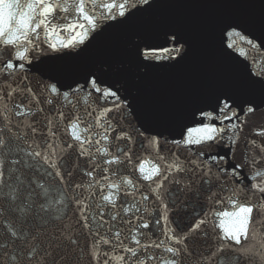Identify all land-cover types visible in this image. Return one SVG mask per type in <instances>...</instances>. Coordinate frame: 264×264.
Instances as JSON below:
<instances>
[{
	"label": "snow or ice",
	"instance_id": "obj_1",
	"mask_svg": "<svg viewBox=\"0 0 264 264\" xmlns=\"http://www.w3.org/2000/svg\"><path fill=\"white\" fill-rule=\"evenodd\" d=\"M154 7L153 0L101 4L96 0H88L87 4L86 0H0V100L16 98L11 109L6 106L7 100L0 105V264H84L86 256L87 264H100L92 247L110 243L100 230L112 223V237L123 244L121 228L133 221L138 223L131 241L136 246L143 243V248L137 251L130 246L122 250L132 257L128 264H210V260L217 264H254L256 256L264 260V253L243 246L253 214L256 220L264 219V203L247 198L253 189L264 194V140L259 146L255 139L251 145L246 143L241 162L227 167L238 122L242 115L255 110L251 102L238 100L236 85L227 82L213 88L184 104L178 115L172 109L167 118L179 128V135L169 138L163 133L153 134L129 119L132 110L127 109L128 97L120 101L121 89L116 88V84L123 88L121 80L108 83L104 79L105 75H114L111 65L99 74L87 71L82 83L73 80L65 86L63 69L56 65L62 57H52L47 51L80 49L97 29L127 25ZM245 23L220 21V41L226 57L229 49L245 56L242 45L264 52V37L246 35ZM259 23L264 27V16ZM57 30L67 38L59 43L45 39L42 43L47 48H42L41 34L48 37ZM162 36L157 46L144 42L134 46L137 70L178 68L192 56L193 44L181 30L168 28ZM45 55L49 60L34 63ZM252 63L256 68L249 65L242 82L264 92V67L259 60ZM19 72L25 75L17 77ZM32 72H39L41 78L29 80ZM5 75L13 78L12 86L2 81ZM24 81L28 82L21 96L14 87ZM108 104L117 109L123 106L125 111L118 117H107L113 111ZM81 106L93 111L96 106L102 111L94 123H89L80 115ZM185 115L191 116L192 125L199 126L183 123ZM12 117L23 119L13 123ZM25 121L28 130L21 132ZM112 132H116L114 137ZM259 135L264 137V132ZM204 144L219 145L227 152L206 155L199 148ZM149 146L157 149L156 158L163 163L153 164L145 173L144 164L137 169L135 161ZM58 149L63 152L59 157ZM81 157L86 158L84 166ZM82 176L90 178L86 181L89 189L96 184L101 190L87 196L78 191L83 187ZM101 180L110 181L106 188ZM129 189H135L141 198L125 199L130 196ZM241 192L247 193L243 201H239ZM118 196L122 197L119 205ZM225 200L232 211L219 210ZM130 211L133 215L127 216ZM120 212L126 220L122 217L121 225L116 226ZM170 213L176 217L183 214V223L176 218L170 220ZM217 216L228 218V226H217ZM218 227L223 228L222 235ZM149 247L157 251L149 254ZM110 254L111 250L105 249L102 264H109ZM113 259L119 264L125 256Z\"/></svg>",
	"mask_w": 264,
	"mask_h": 264
},
{
	"label": "water",
	"instance_id": "obj_2",
	"mask_svg": "<svg viewBox=\"0 0 264 264\" xmlns=\"http://www.w3.org/2000/svg\"><path fill=\"white\" fill-rule=\"evenodd\" d=\"M111 0H96V4L109 3ZM88 0H86V4ZM156 4L151 11L142 13L133 18L127 25H118L115 27H107L97 29L96 33H92L89 41L85 45H82L80 49H62L59 52H51V49H47L51 53L52 57H62V59L56 60V65L63 69V81L65 86L71 83L73 80H79L83 82L84 73L87 71H94L98 74L100 70L107 69L108 65L113 67L114 75L108 74L104 76V79L108 83H112L115 79H120L121 84H116V88H120L118 95L120 101H123L127 96V109L132 110V115L129 119L133 120V123L137 126L142 125L146 130L151 133H163L166 137H174L179 135V128L171 123L167 114L174 109L178 115L182 110L184 104L192 101L198 97L205 95L213 88L230 82L236 87L234 91L241 103L251 102L254 107V111L241 116V120L238 122V135L236 137L235 147L231 159L227 160V167L231 168L233 164L240 163L245 154V144L251 145V141L255 139L257 146L260 145L264 137H261L259 133L264 132V92L258 87L244 86L242 79L248 71L249 65L253 69L256 65L253 61H261L260 66L264 67V52H258L255 49H251L250 46L242 45L245 49V56H241L239 52H233L228 50V56L226 57L222 51V45L220 41V31L222 20H244L246 23L244 27L246 29L245 34L251 35L253 39L256 37H264V27L259 23L262 16H264V0H153ZM147 7V6H144ZM87 10V7H86ZM128 15H131L129 13ZM115 25L116 21L110 22ZM168 28H176L181 30L182 34L189 38L193 44V54L185 65L178 68H138L137 53L135 45L141 42L147 43L151 46H157L162 43L163 31ZM67 38V34H62L57 30L53 35L45 37L41 34V47L47 48L42 43L45 39H48L51 43H59ZM264 47V45H262ZM86 49V50H84ZM159 55H165L163 52H158ZM40 60L47 61L49 56L45 55L39 58L34 63H40ZM147 63V61H145ZM157 63L163 64L165 61H158ZM47 67L48 65H42ZM25 73L19 72L17 77L23 76ZM36 78L39 79V72H32L29 75V80ZM2 81L7 86L14 84L13 78L7 75L2 77ZM24 81L14 87V91L24 95ZM33 91L35 86L32 85ZM124 89H127L125 91ZM115 90V89H114ZM5 91H8V87H5ZM98 95V94H97ZM15 96L5 97L7 100V107L11 109V104L15 100ZM4 100H0V105L4 104ZM119 103V101L117 102ZM47 109V105H42ZM108 107L113 108L111 113L107 114V117L119 116V113L125 111L122 106L117 109L115 105L108 104ZM259 106V107H257ZM95 107V111L91 108L85 110L81 106L80 115L86 122L94 123L99 116L101 108ZM87 112H91L88 115ZM68 110L65 109V123L67 124ZM105 117V118H107ZM139 117V119H135ZM23 117H12V122L16 123ZM183 123L192 125L191 116L185 115L182 117ZM207 122V121H206ZM115 123V121H113ZM28 130V122L25 121L20 131L25 132ZM119 131V128H117ZM82 136L86 135L81 133ZM116 132H112L111 136H115ZM196 133H193L195 136ZM70 137V129L69 135ZM123 143V141H120ZM138 143V140L135 141ZM87 146V145H86ZM102 146V145H101ZM99 147V146H98ZM171 147V146H170ZM61 148L66 150V146L61 145ZM206 155H216L218 153H226L227 150L221 148L219 145L204 144L199 146ZM163 150V141H161V148ZM70 151V150H68ZM156 148L149 146V149L141 153L140 159L136 160V167L138 169L139 164L143 163L145 166V173L151 171L152 165L160 166L163 162L156 158ZM63 152L58 149L57 157L61 156ZM167 157V153H164ZM85 157H81V166ZM88 167H91L88 165ZM163 170V169H162ZM264 170V169H262ZM78 171V170H77ZM98 177L99 172L95 173ZM59 179V177H57ZM73 179H76L74 174ZM90 178L82 176L83 182L82 189L78 191L84 192L85 196L91 192H99L98 185L93 184L89 189L88 181ZM66 183H71L65 178ZM110 181L101 180L100 183L106 185ZM167 183V182H165ZM256 183V182H251ZM175 188V186H173ZM71 193L72 188H68ZM142 191L147 192L146 189ZM130 196L125 199H131V196H135L136 199L141 197L136 193L135 189H129ZM246 192H241L239 195V201H243ZM248 200L255 202L259 200L264 203V194L252 190V195L247 196ZM122 197H117L118 205ZM219 210L232 211L231 204L225 200V203L218 206ZM133 213L130 211L127 216H131ZM122 217L124 214L120 212L118 219L115 222L116 226H120L122 223ZM170 220L173 218L179 219L183 223V214L176 217L175 213H170ZM126 220V217H124ZM71 221H69L70 223ZM217 226L223 224L228 226V218L223 216L215 217ZM137 221H133V224L122 227L123 244L114 240L112 237V231H114L113 224L109 223L106 228L101 229V235L107 234V238L110 243L108 245L102 242L98 246L92 247V253L94 258L98 257L100 264H102L105 249H110L111 254L107 257L109 264H117V261L113 259V256L124 255L125 261L119 262V264H128L132 260V257L122 250L128 247H136L137 251L143 248V243L140 246H136L131 241V236L135 235V225ZM163 224V221H162ZM248 232V239L244 241L243 246L246 248H252L257 253H264V219L256 220L255 213L253 214V220L250 222ZM111 230V231H110ZM221 235L223 234V228L218 227ZM198 231V230H197ZM196 233L193 232V235ZM100 240V237H96ZM146 243V241L144 242ZM113 245H119V248L113 249ZM157 251L154 248L149 247L148 253ZM235 252V250H233ZM84 264H87V256L85 257ZM153 264L155 262L153 261ZM210 264H217L216 260H210ZM254 264H264V260H261L259 256L255 257Z\"/></svg>",
	"mask_w": 264,
	"mask_h": 264
}]
</instances>
